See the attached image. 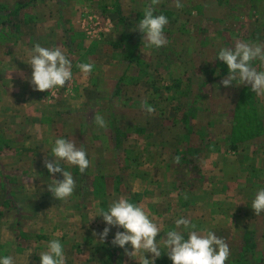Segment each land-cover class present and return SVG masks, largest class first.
Here are the masks:
<instances>
[{
  "label": "rangeland",
  "instance_id": "rangeland-1",
  "mask_svg": "<svg viewBox=\"0 0 264 264\" xmlns=\"http://www.w3.org/2000/svg\"><path fill=\"white\" fill-rule=\"evenodd\" d=\"M150 2L0 0V257L40 264L57 239L66 264H139L141 254L111 243L122 228L99 235L108 225L97 210L123 197L160 227L155 264H173L162 238L179 218L196 226L181 229L185 239L191 230L224 239L226 264H264V213L251 208L264 188V96L239 80L224 87L229 70L217 57L236 41L264 44V0H160L154 15L169 21L160 48L134 30ZM37 43L71 61L65 87L31 86ZM251 66L264 71L258 59ZM57 138L83 146L90 161L83 174L61 164L76 182L67 200L48 191L63 175L43 164L55 160Z\"/></svg>",
  "mask_w": 264,
  "mask_h": 264
},
{
  "label": "clouds",
  "instance_id": "clouds-1",
  "mask_svg": "<svg viewBox=\"0 0 264 264\" xmlns=\"http://www.w3.org/2000/svg\"><path fill=\"white\" fill-rule=\"evenodd\" d=\"M159 3L160 0H151L144 8L143 18L134 29L144 34L143 41L148 47L160 48L167 43L164 28L169 21L165 15H154V6ZM174 3L176 8L183 7L180 0H174ZM217 57L229 70L228 75L221 81L224 87L239 80L240 84L251 85L252 92L257 96H264V71H258L251 66V62L257 59L264 63V44L236 41L234 47L221 48ZM28 64L32 68L30 84L36 91L63 88L73 77L71 61L59 47L46 48L37 43L32 49ZM77 67L84 74L93 69L90 63H80ZM141 108L148 114L155 112V108L147 101L142 102ZM94 123L101 128L107 127L105 119L99 114L94 116ZM51 151L55 160L50 161L45 157L44 167L53 177L62 173L63 179H53L48 185V191L56 200H67L73 194L76 182L72 173L62 168L61 164L75 166L83 174L89 168L90 161L83 146L77 147L74 142L64 138L55 139ZM180 159V156H176L175 163L178 164ZM251 208L257 216L264 213V188L256 192ZM97 211L96 216H102L108 225L99 234L102 242L109 235L111 227L122 228L123 231L116 232L111 241L112 245L123 248L125 255L130 257L136 258L137 254H141L139 264H155V259L161 256V249L157 245V236L161 230L141 206L121 197L109 204L107 210ZM175 226V229L166 232V238H162V244L168 249L167 255L173 264H226L230 248L224 239L211 230L203 234L194 230L188 231L185 239L181 229L196 227L186 218L177 219ZM129 244L133 251L126 247ZM147 253L152 254V259L146 258ZM0 264H15V260L12 256L0 257ZM40 264H66L64 248L59 240L48 242L47 250L40 253Z\"/></svg>",
  "mask_w": 264,
  "mask_h": 264
},
{
  "label": "trees",
  "instance_id": "trees-1",
  "mask_svg": "<svg viewBox=\"0 0 264 264\" xmlns=\"http://www.w3.org/2000/svg\"><path fill=\"white\" fill-rule=\"evenodd\" d=\"M1 6V10H3V8L2 7H4V5H0ZM6 9H8V8H6ZM17 26V28L19 29V25H16ZM2 35H0V39H2V37H1ZM3 36H4V34H3ZM119 131V133H118V135H120L121 134V131H120V129L118 130ZM113 249H114V247H112ZM109 250H110V247H109ZM118 260H119V258H118Z\"/></svg>",
  "mask_w": 264,
  "mask_h": 264
}]
</instances>
